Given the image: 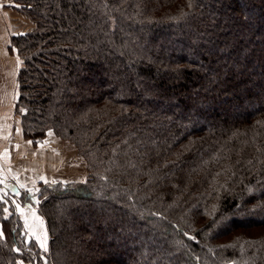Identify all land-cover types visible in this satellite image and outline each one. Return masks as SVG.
I'll return each instance as SVG.
<instances>
[{"label":"trees","instance_id":"trees-1","mask_svg":"<svg viewBox=\"0 0 264 264\" xmlns=\"http://www.w3.org/2000/svg\"><path fill=\"white\" fill-rule=\"evenodd\" d=\"M12 6L35 24L12 40L24 133L77 144L92 175L36 193L46 254L0 185V264H264V0Z\"/></svg>","mask_w":264,"mask_h":264},{"label":"rangeland","instance_id":"rangeland-1","mask_svg":"<svg viewBox=\"0 0 264 264\" xmlns=\"http://www.w3.org/2000/svg\"><path fill=\"white\" fill-rule=\"evenodd\" d=\"M10 1L11 5L15 0ZM12 9L6 11V22L14 33L10 37L9 50L14 53L22 63L24 67V60L18 54L17 49L12 47L13 37L18 36L20 31L23 33L31 32L35 28L33 21L25 14L17 11L13 6ZM256 67H254L255 69ZM253 69V70H254ZM17 75V92L15 95V101L12 108V113L7 111L6 114H13L14 118L10 123L0 122V136H22V139L17 141L13 140V143L6 145L5 142H1L4 146H9L12 149V153H4V149L0 148V185L2 186L1 196L2 201L7 207V214H11L12 208L15 210L20 220L24 225V234L26 241L33 240L37 243V246L43 253H47L50 247V234L46 225L44 216L39 212V203L41 199L36 194L38 190L45 184L52 183H85L91 177V173L88 169V159L85 155V151L81 150L77 144L65 140L53 131L49 130L47 134L41 139L34 141L26 137L24 133L23 117L25 110L17 107V101L19 99V81ZM250 73L254 72L252 69ZM209 103V98H206ZM165 107V106H163ZM211 107H204V110L210 111ZM180 111V110H179ZM178 110H174L175 113H180ZM222 113V112H221ZM20 121L18 124L17 121ZM18 127L21 129L18 132ZM8 182L16 183L21 187L23 195L21 197L14 196L7 191L5 184ZM27 193L30 196V202L25 203V196ZM34 198L32 201L31 198ZM31 206V207H29ZM130 222L135 224L137 228L141 230L149 229V225L146 221H139L130 218ZM1 232V226H0ZM123 245L126 247H133L135 244H141L148 246L149 251H159L164 248V245L160 243V238L157 232H150L147 238H143L141 232L132 233L131 231L121 234ZM257 232L253 236L257 237ZM135 240V244L132 246L131 240ZM227 243V242H226ZM172 254L170 260L173 262L174 249L169 250ZM238 253V252H236ZM159 259L165 260V251L159 253ZM136 257H140L139 251L136 252ZM44 264L47 263L44 257ZM126 259V257H125Z\"/></svg>","mask_w":264,"mask_h":264},{"label":"crops","instance_id":"crops-1","mask_svg":"<svg viewBox=\"0 0 264 264\" xmlns=\"http://www.w3.org/2000/svg\"><path fill=\"white\" fill-rule=\"evenodd\" d=\"M10 1L0 0V122L10 123L14 118L12 114H6L7 111L12 113V108L15 101V95L17 90V75L18 71L22 67V63L19 58L9 50L10 37L14 34L6 22V11L11 8ZM20 33H23L20 31ZM25 33V32H24ZM14 36V35H13ZM20 124L19 120L17 121ZM21 129L18 127V132ZM21 140L22 136H0V148L4 149V153H12V149L9 146H4L1 142H5L6 145L13 143V140ZM5 188L11 194L18 195L21 187L12 182L5 184ZM33 201L34 198L32 197ZM31 207V206H29Z\"/></svg>","mask_w":264,"mask_h":264},{"label":"water","instance_id":"water-1","mask_svg":"<svg viewBox=\"0 0 264 264\" xmlns=\"http://www.w3.org/2000/svg\"><path fill=\"white\" fill-rule=\"evenodd\" d=\"M20 34H24V33H20Z\"/></svg>","mask_w":264,"mask_h":264}]
</instances>
